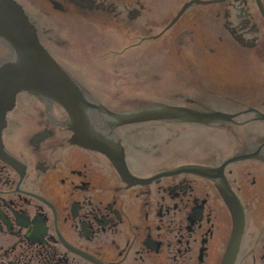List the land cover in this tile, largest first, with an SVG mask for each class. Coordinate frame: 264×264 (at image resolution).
<instances>
[{
    "label": "flooded vegetation",
    "instance_id": "flooded-vegetation-1",
    "mask_svg": "<svg viewBox=\"0 0 264 264\" xmlns=\"http://www.w3.org/2000/svg\"><path fill=\"white\" fill-rule=\"evenodd\" d=\"M14 1L64 70L61 61L76 50L71 48L75 37L51 51L33 16L60 14V27L74 36L72 28L80 22L113 31L109 47L127 41L123 52L149 40L175 42L178 30V35L190 33L183 22L188 8L179 14L192 0L181 3L165 24L168 14L145 23L156 0ZM216 3L221 4L214 18L217 46L256 53L246 56L264 63V0ZM150 23L160 30L145 35L142 30ZM11 57L0 41V64ZM80 86L100 106L89 108L83 123L71 121L64 107L34 91L19 92L6 114L0 147V264H264L263 98L234 88L229 100L237 110L188 97L185 104H173L235 115L203 124L221 128L237 145L230 152L203 148L176 154L161 150L173 137L161 141V133H184L185 125L203 124L120 120L116 114L156 106H125L117 95L92 97ZM162 123L171 125L163 130ZM257 123L263 126L249 130ZM242 155L251 157L228 162Z\"/></svg>",
    "mask_w": 264,
    "mask_h": 264
},
{
    "label": "water",
    "instance_id": "water-1",
    "mask_svg": "<svg viewBox=\"0 0 264 264\" xmlns=\"http://www.w3.org/2000/svg\"><path fill=\"white\" fill-rule=\"evenodd\" d=\"M219 1L222 0H192L183 5L179 16L188 8L183 22L189 26L191 34L178 35V30L174 34L175 42H167L168 37L165 40H149L125 52L129 46L127 41L119 42V45L122 44L119 48L109 47L115 37L113 31H103L80 22L72 28L74 36L60 27V14L35 15L32 18L38 22L41 36L51 51L75 37L74 47L71 48L76 50H71L69 54L72 56L61 62L72 77L94 93L92 97L105 99L103 92H107L119 96V102L123 101L125 106L142 103L144 107L185 104L188 97L201 105L220 103L225 108L237 110L229 100L234 97V88L264 100V63H253L246 56L256 53H241L230 44L217 46L219 33L214 18L220 10L221 4L216 3ZM154 2L153 6H149L145 23L153 17L168 14L162 21L165 24L185 0ZM145 29V35H153L159 32L160 27L150 23L142 31ZM0 40L13 50L11 59L0 64V147L6 114L15 106L16 96L21 91L44 94L64 107L76 124L86 120L89 108H100L88 100L80 86L66 73L67 70H63L44 48L36 27L14 0H0ZM195 40L197 42L194 43ZM201 41L203 45H197ZM137 42L136 39L133 41ZM110 50L123 54L115 56L109 53ZM210 89L216 93H209ZM262 110L264 113V108ZM115 116L128 122L178 120L197 123L235 117L221 112H200L167 105ZM260 118L264 120V115L261 114ZM250 157L242 155L228 162Z\"/></svg>",
    "mask_w": 264,
    "mask_h": 264
},
{
    "label": "rangeland",
    "instance_id": "rangeland-1",
    "mask_svg": "<svg viewBox=\"0 0 264 264\" xmlns=\"http://www.w3.org/2000/svg\"><path fill=\"white\" fill-rule=\"evenodd\" d=\"M9 48V47H8ZM11 50V48H10ZM12 53V52H11ZM3 58V57H2ZM203 124V123H202ZM212 124V123H211ZM171 125V124H170ZM169 124L162 123V129L170 127ZM185 125V124H184ZM262 124H255L249 127V130H258ZM263 126V125H262ZM184 133H172L165 134L161 133L160 140L163 141L168 136H173L172 144L162 146L161 150L167 153H197L203 151V148L208 150H219L223 152H230L237 150V145L228 136V134H223L221 128L214 126H202L199 125H185L183 126ZM164 130V129H163ZM167 142V141H166Z\"/></svg>",
    "mask_w": 264,
    "mask_h": 264
}]
</instances>
